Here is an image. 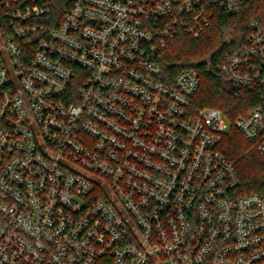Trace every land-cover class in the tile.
Segmentation results:
<instances>
[{"label": "built area", "instance_id": "2783aa9c", "mask_svg": "<svg viewBox=\"0 0 264 264\" xmlns=\"http://www.w3.org/2000/svg\"><path fill=\"white\" fill-rule=\"evenodd\" d=\"M250 1L0 0V264H264L231 122L157 57ZM221 71L264 91V18ZM235 126L264 157V103Z\"/></svg>", "mask_w": 264, "mask_h": 264}, {"label": "trees", "instance_id": "16d2710c", "mask_svg": "<svg viewBox=\"0 0 264 264\" xmlns=\"http://www.w3.org/2000/svg\"><path fill=\"white\" fill-rule=\"evenodd\" d=\"M210 25L199 38L180 33L168 41L158 53L163 80L172 82L186 69L196 70L201 85L192 105L221 110L231 122L223 133L220 150L231 160L240 175V192L257 193L264 197V157L235 126V120L264 103L263 89H248L222 73L235 51L247 40L253 19L264 18V0L248 2L238 14H229L221 4L209 6Z\"/></svg>", "mask_w": 264, "mask_h": 264}, {"label": "rangeland", "instance_id": "374dc122", "mask_svg": "<svg viewBox=\"0 0 264 264\" xmlns=\"http://www.w3.org/2000/svg\"><path fill=\"white\" fill-rule=\"evenodd\" d=\"M246 138V137H245ZM247 139V138H246ZM248 140V139H247Z\"/></svg>", "mask_w": 264, "mask_h": 264}]
</instances>
